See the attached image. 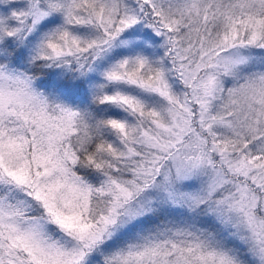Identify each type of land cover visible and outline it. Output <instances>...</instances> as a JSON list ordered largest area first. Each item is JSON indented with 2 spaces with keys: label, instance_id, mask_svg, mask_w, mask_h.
<instances>
[{
  "label": "snow or ice",
  "instance_id": "snow-or-ice-1",
  "mask_svg": "<svg viewBox=\"0 0 264 264\" xmlns=\"http://www.w3.org/2000/svg\"><path fill=\"white\" fill-rule=\"evenodd\" d=\"M0 264H264V0H0Z\"/></svg>",
  "mask_w": 264,
  "mask_h": 264
}]
</instances>
